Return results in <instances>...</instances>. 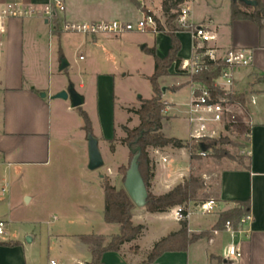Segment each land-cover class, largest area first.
Returning a JSON list of instances; mask_svg holds the SVG:
<instances>
[{"label": "crops", "instance_id": "1", "mask_svg": "<svg viewBox=\"0 0 264 264\" xmlns=\"http://www.w3.org/2000/svg\"><path fill=\"white\" fill-rule=\"evenodd\" d=\"M137 1L162 25L165 24L162 11L163 0L159 7L155 6L154 0ZM202 1L208 6H212V11L208 16L198 18L193 13L197 0H191L189 2L191 7L189 20L197 26L206 28L214 35L215 39L205 44L206 48L209 51H214L219 58L224 57L230 50L247 51L253 58L250 67L237 70L235 83V91L238 94H246V110L243 109V112L246 114L244 124L249 130V145L248 160L244 166H229L220 169L219 172L214 170L213 174L205 175L207 180L216 175L217 188L214 201L220 213L216 221L207 228H203L202 226H193L192 214L195 211H191L188 218L189 234L192 236L211 231L217 224L220 215L238 207L239 202L249 201V215L252 216L253 221L247 227L249 232L247 235L239 233L232 237L226 229L215 231L210 234V238H202L192 244L186 252L166 253L155 264H264V20L261 26L247 20L232 21L233 2L231 0H218L216 3L210 0ZM11 2L20 3L27 9L37 10L41 6H46L49 0H0V5ZM261 2L264 4V0ZM66 9L67 13L61 15L63 23L67 16L70 23H93L107 20L121 21L135 26L145 17V14L128 0H67ZM131 11L141 15L135 23H131L128 19L133 14ZM222 13L223 16L220 17ZM29 18L31 17L7 20L3 23L1 30V35L4 33L6 39L4 43L1 41L0 55V168H3L11 179L16 175H21L28 181L31 175H42L39 179L45 186L43 189L47 204L54 207L53 210L48 208L52 214L54 213L53 215H56L54 217L70 221H86L101 209L104 216L103 180L107 177L113 185L111 170L108 168L106 172L99 170L91 172L88 168L69 165L70 158L76 156L80 157L83 163L86 161V165L89 164L88 141L71 138L72 136L68 135L69 127L65 120L67 116H74L75 110L81 116L80 109L82 110V108L74 109L70 105V100L54 99V96L61 91L68 90L70 85H73L75 91L84 97V103H86L90 95L88 85H92L96 91V115L100 137L94 132L92 134L99 141V149L101 142H104L105 145L110 146L112 152H115L117 149L114 145L116 140L114 129L115 100L117 99L116 78L114 72L103 69H105L106 63L116 64L121 53H127L128 50L120 47L121 52H116L120 46L118 42L122 41V39H117L118 36H86L82 47L86 46L92 55H97L96 63L98 61V67L101 66V70L94 71L93 63L89 62L83 68L82 74L85 77L78 86L72 80L67 83L58 78H62L60 76L65 74L69 76L68 68L61 72L57 67L54 54L50 55L48 60L47 73L42 69H37L36 72L32 70L24 31V19ZM45 24L49 26L50 33L54 36L51 22L46 19ZM64 32L66 31L62 27V33L57 37H60ZM144 33H152L153 39L150 44L143 43V52L150 54L149 51L155 49L158 58L167 57L171 48V39L161 32L154 33L148 30ZM101 37L105 38L104 40L111 50L107 49L102 53L99 47L98 51L96 50L95 46L100 43ZM177 37L182 44L179 57L182 59L181 71H184L182 67L189 63L194 55V39L188 31L182 29L177 32ZM112 38H116V43L112 41ZM58 55L60 58L64 57L62 48L59 49ZM80 59L83 58L80 57ZM68 67L71 68V64ZM89 78L91 80L87 83ZM165 78L169 80L168 83H163ZM244 80L247 82V87L241 91L240 86ZM160 85L162 89H165L163 100L168 104L165 117L170 120L172 117L169 113L174 109V103L166 98L167 95L171 92L178 94L185 87L189 89L188 99L183 103L186 108L184 115L188 120L194 87L190 82V77L186 73H177L176 67L173 65L170 69V76L161 78ZM42 94H45V97ZM139 99L141 105V99L144 98L140 96ZM84 112L91 118L89 110ZM91 123L93 128V122ZM63 134L66 136L64 141L61 140ZM86 135L87 140L89 134ZM190 136L191 132L188 139L179 140L187 141ZM85 147L86 155L83 149ZM130 153L129 148V157ZM149 153L155 167L150 191L156 196L167 194L183 183L185 178L190 177L189 173L196 162L195 159H192L187 148L176 149L170 146L163 149H151ZM185 160L190 161L188 171L181 166V162ZM121 167H126V165ZM120 168L117 180L124 184ZM114 187L118 190L124 188L123 186ZM33 200L34 198L30 199L31 202ZM174 211L175 209H172L167 213L153 215L163 225L166 223L165 216L174 213ZM147 212L146 208L136 207L133 210V223L135 226H144L143 234L136 241L125 244L119 252L105 253L104 264H144L155 243L180 230V223L174 217V221L177 223L175 227L163 230L164 233H161L157 239L143 247L142 241L147 225L138 222V220H145ZM58 218L55 219L58 220ZM119 230L118 226V233ZM118 233L101 236L109 238ZM49 236L58 242L62 264L91 263L90 247L83 244L80 239L81 235L49 233ZM71 237L74 240L77 238L78 241L75 240L73 243V239L69 240L68 242L72 243H69L68 246L73 244L74 247H69V251H67L64 247L67 244L65 240ZM35 240L36 237H33V241ZM232 244L241 249L242 256L237 261L227 258L226 250ZM28 261V250L23 243L19 242V245L12 247H0V264H28ZM52 263L56 264L54 261Z\"/></svg>", "mask_w": 264, "mask_h": 264}, {"label": "rangeland", "instance_id": "2", "mask_svg": "<svg viewBox=\"0 0 264 264\" xmlns=\"http://www.w3.org/2000/svg\"><path fill=\"white\" fill-rule=\"evenodd\" d=\"M210 1L216 3L218 0ZM154 4L156 7H159L161 0H154ZM45 7L46 6L39 7L36 10L38 14H35L29 19H24L25 39L28 44V53L31 57V66L33 67V69L32 67L31 69L35 72L37 69H42L47 73L49 65L48 60L50 55L54 54L59 70L62 67V61L72 66L71 68L68 67L69 76L65 74L64 76H60L62 78L58 79L61 81L65 80L67 83H70V80H72L74 84L78 86V84L82 82L83 77H85V75L82 74L83 68H85L89 62L90 64L93 63L94 71L101 70V66L99 65L100 67H98V61L96 63L97 55H92V53L89 52V48L86 46L82 47L84 39L88 35L64 32L60 37L52 36L49 26L45 24V20L47 19V16L44 14ZM212 9V6H208L202 0H197L196 6L193 8V13L198 18H203L208 16ZM132 13L134 15L131 14L128 19L131 23H135L139 20L138 18L141 17V15L137 12ZM221 16H223V13L220 14V17ZM58 18L62 27L69 21L67 16L64 23L61 20V15H59ZM5 39L6 37L3 33L1 35L2 43L5 42ZM104 39V37H101L100 43L95 46L97 51L98 47L100 48L101 53L102 51L104 52L110 49ZM112 39V41L116 43V38ZM117 39H122V41L118 42L120 46H118L116 52H121L120 47L128 51L127 53H121V57L116 64L106 63L105 69H103L114 72L116 78L117 99L115 100L114 116L116 140L114 141V145L117 149L115 152H112L110 146L101 142L100 151L105 166L99 171L106 172L107 169L110 168L113 176V186L124 187V184L117 180L118 169L124 164L126 168H128L130 162V157L128 156L129 148L122 144V140L126 137L123 127L127 126L133 129L139 125V118L135 114L129 113L128 110L138 109L140 107V96H143L144 99H151L153 97L154 94L148 76L154 73L155 65L152 55L142 50L144 42L150 44L152 41V33L127 32L118 35ZM61 48L64 52L63 58H60L58 55V51ZM80 57L83 59L81 60ZM90 80V78L87 79V83ZM166 82L168 83L169 80L166 78L163 79V83ZM72 87L74 86L72 85ZM88 87L90 95L81 108L83 111L89 110L91 112L92 119H90L91 122H93V132L100 137V128L96 115V91L92 85H88ZM246 87L247 82L244 80L241 83L240 90L243 91ZM188 91L189 89L185 87L180 93L176 94L171 92L166 97L169 101L174 103V109L169 113L172 117L171 120L166 118L163 122L162 132L166 137L182 140L189 138L192 127L188 123L186 115H184L186 108L183 105L188 99ZM75 111L74 116H67L65 119L67 120L66 123L70 132V134L68 132V135L72 136L71 138H80L84 142H87V133L83 129L85 127V122L79 115V112L77 110ZM237 112L238 122L236 124L229 126L225 125L226 128L223 127V129L218 128L217 135L214 138H210L216 140L227 139V142L225 144H218L217 153L209 152L204 157H197L194 160L196 161L195 164H193L196 168H194L195 166L191 168V172L189 173L191 174L190 177H198L204 183V187L198 192L197 203H191L188 209L185 205L182 206L190 212L195 211L192 214L194 227L202 226L203 228H207L211 223L217 220L218 214L220 213L217 208L211 215H203L200 210L202 204L214 200L217 188L216 175H213L212 178L208 180L205 175L209 173L213 174L214 170H218L219 172L220 169L225 167L244 166L247 163L249 130L244 124L246 114L241 111L240 108L237 109ZM66 133L65 131V135L67 136ZM65 135L63 134L61 140L64 141V138L66 139ZM83 149L85 152L86 147ZM85 162L86 161L83 163L81 158L76 156L70 158L69 165L72 167L88 168V163L86 165ZM181 166L184 170L188 171L190 168V161L185 160L181 162ZM41 176L38 174L36 176L31 175L28 181L23 179L21 175H16L11 179L8 173L3 168H0V221L5 222L7 232L6 235L0 236V240L4 242L12 241L23 243L28 250V264H51L52 261L56 262V264H62L58 242L50 238L49 233H65L79 236L93 234L109 236L112 233H118V225H109L105 223L102 209L96 211V215L86 221H70L54 217L56 215H53L54 213L52 214L49 210H53L52 208L54 207L47 204L45 200V190L43 189L45 186H43V183H41L39 179ZM35 177H37V179H35ZM31 198H34L32 202L30 201ZM147 213L145 214V220H138V222L147 225L145 237L142 241L143 247H146L153 240L157 239L161 233H164L163 230L171 229L177 225L174 221V213L165 216L166 223L163 225L156 220V216L152 213ZM55 218H58V220ZM33 237H36L35 241H33ZM29 238L32 239L31 243L28 242ZM72 239L71 237L65 240L67 241V244L64 245L65 250L69 251V247H74L73 244L68 246L69 243H72L68 241H72ZM75 240L78 241L77 238H75ZM75 240L73 243H75Z\"/></svg>", "mask_w": 264, "mask_h": 264}, {"label": "trees", "instance_id": "3", "mask_svg": "<svg viewBox=\"0 0 264 264\" xmlns=\"http://www.w3.org/2000/svg\"><path fill=\"white\" fill-rule=\"evenodd\" d=\"M137 9L142 11L145 16L150 14L142 4L137 0H128ZM190 0H163L162 11L165 17V24L154 17L157 24V32L166 34L171 39V48L167 57L160 59L157 57L155 49L150 50V54L154 58V73L148 78L152 90L153 97L151 99H141V105L138 109H129V113L135 114L139 118V125L133 129L124 126L126 138L122 140V144L127 145L130 150V162L134 156L132 150L140 147L142 150L140 158V171L148 189L149 198L146 210L152 214H163L170 210L185 205L188 209L191 203H197V195L199 190L204 187V183L198 177H190L183 183L176 186L167 194L156 196L150 191L151 181L154 178L155 167L150 157L151 149H163L173 147L176 149L187 148L192 159L199 157V153L218 152V144H225L227 139H210L205 138L201 141H182L175 138H167L163 134V121L165 120V111L168 106L163 100V90L160 85V79L170 76V69L173 65L176 67L177 73H185L181 71L182 59L179 53L182 44L177 37V32L181 31L177 25V20L181 11V7ZM258 3L257 7H249L243 3L232 4V21L247 20L261 26L264 20V4L261 0H253ZM52 34L59 36L62 33L60 20L55 15L51 20ZM208 49L198 48V42H194V56L200 57L201 63L205 68L202 72L190 76L191 83H197L208 88L214 97L226 98L233 105H240L246 110V94L223 93L217 90L214 82L218 79L224 68L222 61L212 62L208 57H203ZM81 117L85 122V131L87 134L93 133L92 123L88 114L80 109ZM129 168V167H128ZM121 167L120 172L123 175V182L128 170ZM103 189L105 196L104 221L106 224H116L119 226V233L106 238L101 235H81V241L88 245L91 250L92 261L90 264H104L103 256L107 252H119L125 244L132 243L141 237L144 226H135L133 223V210L135 204L130 199L124 188L118 190L114 187L106 177L103 180ZM239 206L222 213L217 224L211 231H205L199 235L189 234V221L183 219L180 221V230L171 233L165 238L154 244L152 250L147 255L144 264H155L156 261L166 253L186 252L189 247L202 238H210V234L215 231L225 230L228 222L232 223L235 228L238 226L242 218L249 215V201L239 202ZM185 215L187 212L185 211ZM19 242H4L0 240L1 246H17Z\"/></svg>", "mask_w": 264, "mask_h": 264}, {"label": "built area", "instance_id": "4", "mask_svg": "<svg viewBox=\"0 0 264 264\" xmlns=\"http://www.w3.org/2000/svg\"><path fill=\"white\" fill-rule=\"evenodd\" d=\"M191 1V0H190ZM186 2L182 7L177 20V25L180 29L188 31L194 42H198V48L206 47L205 44L210 43L215 39L214 35L204 27L197 26L190 22L191 7L189 2ZM66 12V0H49V3L44 9V14L50 21L55 15H63ZM38 14L36 10L27 9L22 4L11 2L0 5V55H1V30L5 21L10 19H21L32 17ZM63 30L66 32L79 33L84 35H108L118 36L127 32H157V24L152 15L145 16L143 20L139 21L135 26L126 24L121 21H107L102 20L93 23H70L63 25ZM203 57H208L212 62L222 61L224 68L218 79L215 80L214 86L217 90L223 93H237L235 91V83L237 80L236 73L238 69L248 68L252 65V55L244 50H230L224 57H217L214 51L207 50ZM183 70L189 77L202 72L205 68L201 63L200 57L195 58L184 65ZM194 85L192 90L191 102L189 105L188 121L192 127L190 141H201L205 138H214L218 133V128H226L236 124L238 112L237 109L243 108L240 105H233L226 98L214 97L211 91L200 84L192 83ZM0 85H1V62H0ZM200 156H206L205 152L199 153ZM217 204L214 200L205 202L200 207L203 215H211L215 211ZM185 211L187 215H185ZM175 220L180 222L183 219H188L190 211L185 207L179 206L174 211ZM253 221L251 215L242 218L238 226L228 222L226 230L232 235L248 234L247 227ZM5 222L0 221V236L6 235ZM227 258L232 260H239L242 256L241 249L234 244L230 245L227 250ZM55 264V263H52Z\"/></svg>", "mask_w": 264, "mask_h": 264}, {"label": "water", "instance_id": "5", "mask_svg": "<svg viewBox=\"0 0 264 264\" xmlns=\"http://www.w3.org/2000/svg\"><path fill=\"white\" fill-rule=\"evenodd\" d=\"M234 3H243L249 7H257L258 3L253 0H231ZM69 64L65 61H62V67L60 71H64L67 69ZM163 92L165 89H162ZM45 97V94H42ZM54 99L59 100H70L71 106L74 109L81 108L84 105L85 99L82 95L77 93L74 87L70 86L68 90L61 91L57 95L54 96ZM88 157H89V164L88 169L91 172L98 171L105 166V162L101 151L99 149V141L98 139L91 133L88 135ZM134 154L129 168L125 175L124 181V189L129 195L132 202L138 208H146L149 198V193L143 176L140 171V158L142 154V150L140 147H137L132 150ZM29 200V199H28ZM28 242L31 243L32 239H28Z\"/></svg>", "mask_w": 264, "mask_h": 264}]
</instances>
